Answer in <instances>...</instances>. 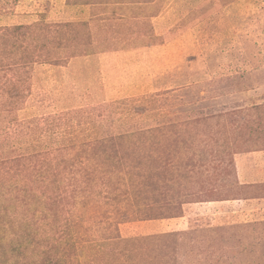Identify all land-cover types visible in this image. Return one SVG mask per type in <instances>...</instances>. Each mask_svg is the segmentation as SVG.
<instances>
[{"label":"rangeland","instance_id":"obj_1","mask_svg":"<svg viewBox=\"0 0 264 264\" xmlns=\"http://www.w3.org/2000/svg\"><path fill=\"white\" fill-rule=\"evenodd\" d=\"M148 129L125 182L163 219L123 215L86 158ZM260 154L264 0H0V260L264 264V180L238 175Z\"/></svg>","mask_w":264,"mask_h":264},{"label":"trees","instance_id":"obj_2","mask_svg":"<svg viewBox=\"0 0 264 264\" xmlns=\"http://www.w3.org/2000/svg\"><path fill=\"white\" fill-rule=\"evenodd\" d=\"M159 131H160L159 129H148V130L126 131V132L121 131L118 133L107 132L105 135L99 137L100 140L94 144L92 152L86 153L87 159L91 157L89 159V162L92 161V163H94L95 161V164L100 167L101 173L105 172V176L107 175L109 177L107 179L108 181L103 184L113 188L114 192L115 191L118 192V194H115L116 196H113L114 199L118 201L121 200L125 201L124 203H126L127 206L125 207V210H123V215L125 216H129L128 209L129 206L133 204L138 205V208L134 209V212L138 214H142L144 220L163 219L165 218L163 216L166 214V212H171L175 210V207H173L172 204H169V206H167V208L164 210L162 206L159 207L155 206L156 204H158V201L149 203L148 201H145L144 199H141L137 196L131 197L129 194L130 193L129 189L127 188L129 183L125 182L126 179L131 181L132 177L140 176L139 173L134 172V169L140 170L139 167H141L144 161L141 158H136L134 161L136 163V166H134L130 162V160L134 159L132 158V155L128 153L130 148H128L127 145H124L122 140L125 139L131 140L133 138H137L138 139L137 144L134 143L133 145H135V147L141 150L146 145L143 140H150L154 138L159 133ZM64 148H68V147L65 146ZM131 150L133 149L131 148ZM38 152L43 153L44 151L42 152L40 151L39 147L34 146L32 153L31 152L29 153L39 155ZM49 162L52 163L51 160H49ZM85 166L83 168V165L80 164V167L82 168L83 171H87L88 169ZM91 173L92 172H89L88 175H90ZM85 180L88 181L87 188H92L91 185L95 180L94 177L93 179H91L89 176H87ZM74 185L77 187H81V184L80 185L74 184ZM64 188L65 185L63 183H59V185L54 190L50 191V193L54 194L53 198L52 196L50 197V199L52 198L50 201L51 203H58L63 201V195L60 194L59 192L65 191ZM81 189L86 190V185H82ZM121 196H123L122 199ZM166 237H171V236H164L163 238ZM156 239L158 241L159 238ZM136 241L138 240L137 239L129 240V242H136ZM15 260L19 261L21 259L19 258V260L18 259ZM11 262L12 261H10L8 257L5 256L0 260V263L3 264H11ZM47 264H52V263H47ZM53 264H59V263L56 262Z\"/></svg>","mask_w":264,"mask_h":264},{"label":"crops","instance_id":"obj_3","mask_svg":"<svg viewBox=\"0 0 264 264\" xmlns=\"http://www.w3.org/2000/svg\"><path fill=\"white\" fill-rule=\"evenodd\" d=\"M263 153V152H262ZM244 162L243 165L238 164V175L242 178H245L246 180H253L255 183H260L262 180H264V154L256 155L254 159H248L247 157L242 159ZM252 162V163H251ZM251 163V165H250ZM259 171L261 180L257 179L256 172ZM244 201V200H243ZM242 200H238L237 204L240 202H243ZM246 202V201H244ZM225 203V202H224ZM235 213L241 212L243 215H246L244 217H255L256 210H239L236 209L234 211ZM260 214V213H259Z\"/></svg>","mask_w":264,"mask_h":264}]
</instances>
